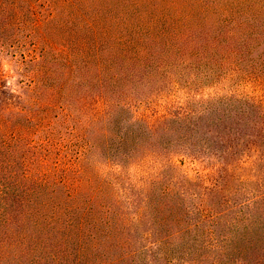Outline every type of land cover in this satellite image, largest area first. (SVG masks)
<instances>
[{
	"label": "trees",
	"instance_id": "trees-1",
	"mask_svg": "<svg viewBox=\"0 0 264 264\" xmlns=\"http://www.w3.org/2000/svg\"><path fill=\"white\" fill-rule=\"evenodd\" d=\"M124 1L89 76L0 72V264H264V0Z\"/></svg>",
	"mask_w": 264,
	"mask_h": 264
},
{
	"label": "rangeland",
	"instance_id": "rangeland-1",
	"mask_svg": "<svg viewBox=\"0 0 264 264\" xmlns=\"http://www.w3.org/2000/svg\"><path fill=\"white\" fill-rule=\"evenodd\" d=\"M124 2L0 0V72L7 76L10 86L17 92L32 88L35 82V88L39 90L41 74L46 73L47 68L51 69L56 78H61V73L64 75L66 70L61 62L66 61L65 55H68L82 67L77 72L78 76H89L93 69L86 72L84 67L92 68L96 57L97 60H107L113 53V38L123 29L120 18L124 15ZM85 10H88L90 19L81 14ZM108 10L113 11L112 24L105 18L99 21V26H109L110 37L100 33L101 30L96 24L98 20L93 19L92 15L100 11L105 17ZM115 21L116 23H113ZM80 44L88 46L87 50L83 51ZM260 51L262 50L259 49V53ZM261 54L264 56V52ZM77 74L72 73L75 76ZM74 91L76 90L72 84L65 87L68 97H71ZM5 114L7 118V111ZM20 116H16L18 122L21 120Z\"/></svg>",
	"mask_w": 264,
	"mask_h": 264
}]
</instances>
